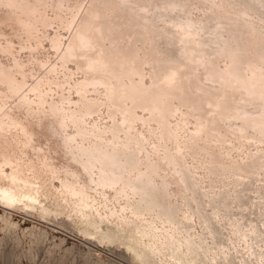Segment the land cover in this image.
<instances>
[{
  "label": "rangeland",
  "instance_id": "rangeland-1",
  "mask_svg": "<svg viewBox=\"0 0 264 264\" xmlns=\"http://www.w3.org/2000/svg\"><path fill=\"white\" fill-rule=\"evenodd\" d=\"M258 120L264 0H0V264H264Z\"/></svg>",
  "mask_w": 264,
  "mask_h": 264
},
{
  "label": "bare ground",
  "instance_id": "bare-ground-1",
  "mask_svg": "<svg viewBox=\"0 0 264 264\" xmlns=\"http://www.w3.org/2000/svg\"><path fill=\"white\" fill-rule=\"evenodd\" d=\"M80 44L82 46H84V42H80ZM122 76V75H121ZM228 89V88H227ZM254 124H262L264 125V123H262L261 120L255 121ZM2 201L6 204V205H11L14 204V202L16 201V199L14 198V196L12 194H4V197L2 198ZM190 263H194L193 260L190 261Z\"/></svg>",
  "mask_w": 264,
  "mask_h": 264
}]
</instances>
